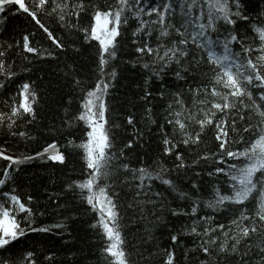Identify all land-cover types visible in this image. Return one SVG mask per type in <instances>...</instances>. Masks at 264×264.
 Returning a JSON list of instances; mask_svg holds the SVG:
<instances>
[{
    "label": "trees",
    "instance_id": "obj_1",
    "mask_svg": "<svg viewBox=\"0 0 264 264\" xmlns=\"http://www.w3.org/2000/svg\"><path fill=\"white\" fill-rule=\"evenodd\" d=\"M215 3L25 0L29 12L15 3L2 5L0 153L13 158L0 155V205L16 209V196L30 212L12 211L24 235L0 247V264H117L105 251L111 242L100 203L87 201L101 188L115 206L126 264H169L170 258L171 264H264L258 182L264 176L256 173L257 187L243 203L220 201L234 196L239 185L232 176L251 163L226 152H242L264 134V88L246 85L251 98L228 95L231 89L216 83L222 68L208 55L210 48L223 55L227 41L235 63L264 64L258 59L264 41L256 31L264 28V0H228L233 23L215 18L223 16L212 8ZM120 8L119 34L105 52L103 36L96 39L92 32L103 24L96 13ZM25 37L34 51L25 47ZM90 92L100 97L91 98L92 113L104 105L98 122L110 144L99 173L88 167L81 147L89 144L99 118L80 119ZM25 95L31 113L20 107ZM225 103L230 106L223 108ZM53 144L63 160L26 159ZM93 175L91 191L81 189Z\"/></svg>",
    "mask_w": 264,
    "mask_h": 264
},
{
    "label": "snow or ice",
    "instance_id": "obj_2",
    "mask_svg": "<svg viewBox=\"0 0 264 264\" xmlns=\"http://www.w3.org/2000/svg\"><path fill=\"white\" fill-rule=\"evenodd\" d=\"M47 0H40V4L43 5L46 3ZM15 3L19 5V8L22 9L24 12H29V8L25 5V0H0V11H3V4H11ZM128 3V0H120L121 5H125ZM212 8L219 12L223 13L222 17H215V18H222L228 23H233L232 20L229 19L228 16V0H216V3L212 5ZM168 10V6L165 7V11ZM123 11V8H120L115 11H109V12H97L95 19L97 21H100L101 17H103V24H98L97 27H94L92 29L93 34L95 35L98 28L104 33L105 39H101L100 42L104 46V51L108 52L109 45L113 43L114 38L119 34L118 33V27L121 23V13ZM153 11H157V9H153ZM161 16V21L164 19V13H158ZM238 14V13H237ZM30 15H32L35 18V12H30ZM210 23L208 27H212L211 20L214 18L212 12L209 13ZM63 19V17H61ZM39 23V21H37ZM112 25L111 28L108 26ZM201 29H203L205 26L202 24L199 26ZM45 31H47L45 29ZM256 31L260 35L261 41H264V28H257ZM166 35L167 33H163ZM197 36L203 35V32L197 33ZM96 39H100L99 35L95 36ZM232 40H236V37H231ZM25 40V47L28 49V51H34V49L28 47V39L27 37L24 38ZM181 43H186V41H181ZM207 43L211 45L213 42L211 40H208ZM264 50V49H262ZM141 51H144V49H141ZM148 51H151V49H148ZM223 55H217L214 50L211 48L209 49L208 55L209 59L219 64L222 68L223 75H218L216 77V83L222 84L225 88L231 89L230 93L228 95L234 96V97H242L247 95L249 98H251L252 93L247 91L246 85H252L255 87L264 88V64H257L253 62L251 59H248L246 64H237L233 60V54L231 53V50L228 47V42L226 41L223 45ZM186 54V53H182ZM167 55V53H165ZM239 55V54H236ZM261 61H264V56L258 58ZM105 61L103 58H101V64H104ZM235 67L236 71H233V68ZM241 69H250V71L247 74H244ZM255 82H259L258 84ZM106 85L104 88L106 89ZM28 85H24L23 89L25 93H28ZM97 88H100V85H97ZM89 99L86 101L85 108L88 109V111L81 115L80 119L86 120L91 122L94 116H98L99 120H103L104 118V105L101 102L99 104V110L97 113L91 112V105H93L92 97H96L97 100L100 99V97L96 96V93L90 92ZM212 95H219L218 92L215 90L212 92ZM224 99H227V97H223ZM261 100H264V93H261ZM179 102V101H178ZM230 105L225 103L223 105V108H227ZM24 112L31 113L32 107L28 103V95H25V103L20 106ZM213 107L216 109H221L222 106L220 104H214ZM18 109H13V115L18 114ZM261 116H264V112L260 113ZM175 123L179 125L181 129L185 127L184 123H182L180 120H176ZM201 123V126H203L205 123H211L210 120L207 121H199ZM93 130L88 133V136L91 138L89 141V144L81 145V147H84L87 151V159H88V167L91 169H94L95 172L99 173V169L101 168L102 163L106 162V152L105 150L110 147V144L108 142V137L106 133L103 131V124H100L98 121L96 123L92 124ZM219 138V137H218ZM168 141H165V144H167ZM187 143V141H185ZM54 147V146H50ZM221 147H223V144H221ZM48 149H45V152H47ZM0 155H3L0 153ZM226 155L237 158V157H246L251 163L246 164L244 167H241L238 169L239 175L232 176V179L236 181V183L239 185V188L235 191L234 196H222L220 198V201L223 200H231L235 203H243L245 200L249 198V196L252 194V192L257 187V182H254V177L256 176V173H261L262 176H264V134L260 135L259 138L253 143L249 148H246L244 151L239 153L234 152H226ZM5 159H12L11 157H4ZM52 159H59L63 160L62 156H52ZM26 159H31L26 158ZM17 163H20L21 161H16ZM233 168L236 166L233 165ZM141 173H146V170L141 169ZM218 171H222V169H218ZM96 180V175H93L89 180H87L85 183H82L79 185L81 189H88L91 191L93 187V183ZM261 186L262 195H261V212H264V181H258ZM164 183H170L169 181H164ZM4 184V180H0V185ZM235 187V186H234ZM103 197V202L101 203V198ZM94 200L96 203H100V210L102 213L101 216V223L103 225V228L108 236V239L110 240L109 246L105 249L107 253H109L111 256L115 257L117 264H126L125 260V254L122 251L120 245L122 243L120 238V233L118 231L117 225H116V213L114 211L115 206L112 204L111 200L108 199L105 195L104 189L101 188L99 191V196H97L95 193L89 195L87 197V201L89 204L93 205L94 207L96 204L94 203ZM11 201L14 202L17 205V208L14 210H10L7 207H4L0 205V231H2L3 235L0 236V247H3L7 245L11 239H16L17 235H24V232L22 229L19 228V225L16 223L14 215H12V211H21V212H30V209H27L23 203H21L16 196L11 197ZM105 213L107 218L105 219ZM260 218L264 220V215H260ZM111 221V224L109 223ZM195 231V229H193ZM243 235L247 236L249 234V229L244 228L241 230ZM175 239V238H173ZM205 252H207V248L204 249ZM30 255V254H29ZM169 264H171V258L169 259Z\"/></svg>",
    "mask_w": 264,
    "mask_h": 264
},
{
    "label": "rangeland",
    "instance_id": "obj_3",
    "mask_svg": "<svg viewBox=\"0 0 264 264\" xmlns=\"http://www.w3.org/2000/svg\"><path fill=\"white\" fill-rule=\"evenodd\" d=\"M97 35H99V36H103V38L105 39V35H104V33L98 28V30H97ZM24 103H25V98H24ZM23 103V104H24ZM99 120V118L97 119V121ZM97 121H95V123L97 122ZM101 123V122H100ZM92 130H93V128H92ZM91 130V131H92ZM51 146H54V147H47L46 149H48V151L47 152H45V149L44 150H42L40 153H38V155L35 157V155L34 156H32V157H30V158H41V156L42 157H45V159H52L51 157L52 156H62L63 157V155H62V153L60 152V150H59V148H58V145L57 144H53V145H51ZM12 157V156H11ZM54 160H59V159H54ZM103 201L101 200V203H102ZM2 218V217H1Z\"/></svg>",
    "mask_w": 264,
    "mask_h": 264
}]
</instances>
